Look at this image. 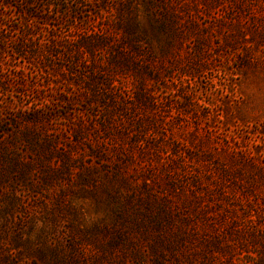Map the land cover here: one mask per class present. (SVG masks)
<instances>
[{"label":"rangeland","instance_id":"1","mask_svg":"<svg viewBox=\"0 0 264 264\" xmlns=\"http://www.w3.org/2000/svg\"><path fill=\"white\" fill-rule=\"evenodd\" d=\"M153 1L146 9L147 0H0V264H48L54 246L64 249L65 264H153L147 245L135 254L127 243L109 245L111 236L102 234L83 235L82 241L75 235L83 244L71 260L67 206L80 210L81 225L112 223L97 190L119 187L125 196L142 181L141 166L167 162L171 153L172 170L192 189L196 175V192L205 193L208 180L199 166L214 164L193 156L198 138L192 135L209 137L213 150H244L264 160V0H249L233 11L222 10L225 0L208 9L195 1L189 10L188 0L190 6L172 24L162 21V5ZM134 24L137 52L127 32ZM97 37L107 44L91 45ZM121 50L158 74L144 75L157 102L147 109L154 110L96 95L101 88L114 90L120 101L137 86L134 71L124 78L118 66L95 64ZM108 69L113 85L91 86L92 71ZM126 79L128 84H119ZM80 130L76 141L73 133ZM85 142L105 144L111 161L93 154ZM116 153L134 174L123 171L127 181L104 176L111 165L116 168ZM255 202L258 208L260 198ZM58 212L63 215L53 224ZM203 223L193 219V237L178 245V260L166 264L245 263L225 238L213 247L214 234Z\"/></svg>","mask_w":264,"mask_h":264},{"label":"trees","instance_id":"2","mask_svg":"<svg viewBox=\"0 0 264 264\" xmlns=\"http://www.w3.org/2000/svg\"><path fill=\"white\" fill-rule=\"evenodd\" d=\"M147 1L146 9H149L154 1ZM195 1L202 2L205 9L212 6L217 7L216 0H192L191 6L188 0L182 5L181 3L174 4L171 0H159L162 5V8H158L160 18L167 24L175 23L180 19L181 12L187 10L189 6V10L194 7ZM225 2L227 3L224 4L222 10L229 9L233 11L234 9H240L245 2L249 3V0H225ZM178 5H180L179 8ZM137 12L136 7L130 10L132 17H135V19L137 18ZM205 12L207 11L205 10ZM138 30L139 26L136 24L127 29L128 35L133 34L134 38L128 41L135 52L139 50L137 44ZM96 39L98 41L91 45L96 47L107 44L105 38L97 37ZM95 64L101 65L100 68H107L109 64L118 66L121 68L124 78H127L125 74L129 70L134 71L139 76L137 86L130 88L131 90H125L127 93L124 96L121 95L120 101L114 96L117 95L116 91L103 93L102 88L100 91H95L97 96L100 95V100L110 98L112 102L122 105L137 101L142 107H145L143 111L154 110L147 109L153 108L157 102L154 101L155 93L150 92L144 75L158 77V74L149 64L139 60L133 53L126 50L110 55L107 62H96ZM111 70L92 71L94 78H92L91 86L99 89L98 86H95L94 81L101 86L104 84L110 86V83L113 85V82H110L111 78L108 73ZM119 84L124 86L128 84V80L119 82ZM113 89H115V85ZM87 97L91 99V94ZM82 132L83 130L73 133L76 141L81 137ZM192 138H198L194 142L197 151L193 156H198V158L214 164L213 168H210L206 163L199 166L203 170L204 177L208 180V185L203 186L206 187L203 188L205 193L196 192V188L199 189L197 183H200V178L196 175L193 179L195 188L192 189L185 182L184 177L172 170L175 161L174 158L170 159L172 153L166 155L169 160L162 164L152 165L148 161L140 168L142 181L132 186L131 189L136 188L125 194V196L122 195L119 187L109 188L104 186L102 190H97L100 196L99 202L110 208L112 223L100 222L92 226L81 225L79 224L80 210L67 206L70 218L66 234L69 237L67 246L71 249L70 259L74 260L71 256L72 253H78L83 244L75 235L81 238L83 235L102 234L111 236L109 245L117 246L118 244L127 243L134 248L135 254L139 252L141 245L145 244L148 253L152 256L151 261L153 264H166L168 260H178V245L182 241L184 242L186 239L193 237L194 232L191 230V222L194 218H200L204 222L202 224L203 229L214 234V238L211 240L213 247L217 248L220 243L219 237H223L226 239L224 243L226 246L239 249L238 254L243 256L244 264H264V160H260L252 153L244 150L237 152L228 149L213 150L211 149V139L209 137L201 135L194 137L192 135ZM152 140L156 141L154 137H152ZM85 145L100 159H105L106 156L110 157L109 162L111 161V156H108L109 151L102 150L106 147L105 144L97 143L93 145L85 142ZM203 145L205 149H202ZM184 152L192 151L185 150ZM116 155V168H114V165H109L110 169H106L107 171L110 170L109 174L104 176L109 177L111 174V179L121 178L127 181V176L123 171L132 172L126 169L128 168L127 163L120 162L117 153ZM178 157L181 158V156ZM122 165L124 170L121 168ZM87 178L93 179L94 177L88 175ZM98 180H96V187ZM103 194H106L105 199H101ZM213 198L218 201L213 202ZM233 198L234 202L230 200ZM258 198L261 200V205L257 208L255 207V201ZM222 201L226 202L227 205L222 206V203H219ZM234 203H237L238 207L233 206ZM62 215L59 212L57 215L53 214V224H57L58 219L55 218L62 217ZM242 215L243 218L245 217L243 221H241ZM214 219L215 221H213ZM18 226V228H21V223ZM208 235L211 237V233ZM63 251L64 249L58 246L50 248L51 260L48 264H65L67 260ZM255 253L256 255H252ZM37 254L40 258L46 259L43 252L38 251Z\"/></svg>","mask_w":264,"mask_h":264}]
</instances>
